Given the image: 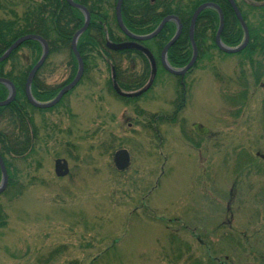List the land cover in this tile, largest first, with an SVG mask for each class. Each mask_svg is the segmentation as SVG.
Listing matches in <instances>:
<instances>
[{
  "label": "rangeland",
  "instance_id": "374dc122",
  "mask_svg": "<svg viewBox=\"0 0 264 264\" xmlns=\"http://www.w3.org/2000/svg\"><path fill=\"white\" fill-rule=\"evenodd\" d=\"M239 3L249 24L261 27L264 12ZM239 54H199L176 117L172 102L183 91L161 65L152 90L126 102L109 93L110 68L98 58L61 104L32 112L40 138L16 165L24 191L0 196L7 215L0 264H220L226 257L264 264V74L256 83V69ZM72 63L49 55L41 77L60 86ZM157 114L167 118L157 122L158 136L147 129ZM135 115L140 131L125 134L123 116ZM119 149L131 153L124 172L113 161ZM59 159L68 162L65 177L55 173ZM232 234L259 246L238 248Z\"/></svg>",
  "mask_w": 264,
  "mask_h": 264
},
{
  "label": "trees",
  "instance_id": "16d2710c",
  "mask_svg": "<svg viewBox=\"0 0 264 264\" xmlns=\"http://www.w3.org/2000/svg\"><path fill=\"white\" fill-rule=\"evenodd\" d=\"M217 1L155 0L151 2L150 0H124L122 18L125 27L130 33L137 36H146L153 33L164 18L168 16L177 17L182 22L183 30L180 38L170 48L168 60L174 69H179L186 67L193 55L189 31L190 22L195 11L204 3H218ZM74 2L86 7L91 15L90 26L80 37L77 47L84 61L85 76L89 72L91 61L98 58L109 65V68L117 71V81L121 88L130 89L129 86L133 84L137 88H143L148 79V74L151 72V67L146 57L135 50L112 51L107 47L108 41L121 43L129 40L117 22L116 6L118 0H74ZM8 5L9 7H7ZM0 11L5 14V17H0V57L21 37L37 35L47 41L50 48V56L59 55L60 53L66 54L67 58L73 62L71 68L74 74L77 73L78 62L72 52L71 43L75 33L84 25L85 18L80 10L71 7L66 0H0ZM224 14L228 22L232 18L234 23H225L222 42L228 47H238L244 40V31L232 10L229 8L224 9ZM242 15L249 29L250 40L247 47L239 55H244V59L250 60L251 64H253L256 69L254 80L257 83L264 74V23L261 27L255 28L249 24L243 11ZM218 29L219 15L217 11L212 8L204 10L198 17L194 33V40L199 54H203L206 50L218 48L215 41ZM176 32L177 24L168 23L156 39L142 42L145 47L157 55L159 66L161 51L173 39ZM22 51L26 52L23 54L21 53ZM42 51V46L39 42L28 41L14 51L8 60L0 63V77L10 80L17 92L16 98L11 105L0 107V155L8 171V185L0 196L18 197L23 193L24 186L20 184L19 170L16 165L18 161L33 155L40 138L39 129L34 121L32 112L52 110L33 107L28 102L25 93L28 75L40 60ZM257 56L258 58H256ZM120 57L127 59L128 63H130L127 69H130V67L137 68V60L144 63L142 68H146L145 72L133 77L139 78L137 81H133L131 78H124L125 75L128 78L130 73L122 71L124 65L121 59L118 60ZM40 75L41 71L33 81L32 94L38 102L47 103L56 97L61 88L46 85L44 80L40 79ZM74 77L75 75H73ZM8 96V88L0 84V102L5 101ZM242 99L241 97L239 98L240 101ZM176 109L174 117L180 114L183 107H177ZM166 121L167 118L158 114L152 120L157 127L159 125L157 122L166 123ZM155 133L157 136L159 135L158 131ZM1 179L0 170V183ZM236 181L230 191V201L227 206L230 219H227L225 224L228 228H232L234 219L233 203L237 197L238 176ZM254 195V198L257 199L258 193ZM261 196L262 200L259 198L258 200L263 208L264 194H261ZM6 224L7 215L0 205V227H4ZM240 237H242L243 241L239 239V235L232 234L230 238L232 242L237 244L236 247L238 248H242L240 244L242 242H245L246 245L249 244V248H247L249 252L259 246V243H252L253 240L247 239L246 235H240ZM210 259L215 261L212 257ZM216 260L220 264H233L228 257L224 259V262H221L220 259ZM258 260L264 263L262 255L258 256Z\"/></svg>",
  "mask_w": 264,
  "mask_h": 264
},
{
  "label": "water",
  "instance_id": "95a60500",
  "mask_svg": "<svg viewBox=\"0 0 264 264\" xmlns=\"http://www.w3.org/2000/svg\"><path fill=\"white\" fill-rule=\"evenodd\" d=\"M67 1L71 6L77 8L83 12V14L85 16V23H84L83 27L75 33V35L73 36V39H72V43H71L72 51H73V53H74V55L78 61V65H79L78 74L75 77V79L59 93V95L57 96V98L55 100H53L52 102H49V103H40L34 99V97L32 95V89H31L33 78L37 74V72L40 70V68L43 66L44 62L46 61V59L48 57L49 51H50L49 45H48L46 40H44L42 37L37 36V35H27V36L21 37L20 39L15 41L9 47V49L0 57V63L8 60V58L12 55V53L14 51L19 49V47H21L25 42H28V41H37L41 44V46L43 48V55H42L41 59L39 60V62L31 70V72L28 76L27 82H26V87H25L26 97H27L29 103L38 109H49V108H53L54 106H56L66 93H68L71 89H73L74 87H76L79 84V82L81 81L83 74H84V62H83L81 55L78 52L77 47H78V41H79L80 37L88 30V28L90 26L91 15H90V13L86 7L75 3L73 0H67ZM123 1L124 0H118L117 7H116V17H117V22H118L120 29L125 33V35L129 39H131V41L125 42V43H119V44L112 43V42L108 41L107 47L112 51L136 50V51L142 52L151 61V64L153 67V74H155L156 73V60H155L153 54L147 48L143 47L140 44V42L148 41V40H151V39L157 37L162 32V30L164 29L166 24H168V22L175 21L177 24V32H176L174 38L165 46V48L162 52V64H163L164 68H166L168 70V72H170L173 75H176V76L185 75L195 65L197 58H198V48H197V45L194 41V28H195L196 21H197L199 15L201 14V12L204 11L205 9H207L209 7H213V8L218 9V7L216 5H213V4H204L196 10L195 14L193 15L192 23H191V27H190V39H191L192 47H193V57H192L190 63L185 68L180 69V70H176L169 65L168 60H167V54H168L170 48L177 42V40L180 38V36L182 34L183 26H182V23H180V20L174 16H169V17H166L162 21V23L159 25V27L152 34L146 35V36L134 35V34L130 33L128 31V29L125 27L123 19H122ZM229 1L231 2L232 6H233V9L236 13L238 21H239V23H240V25L244 31V34H245L244 41L240 46L235 47V48H231V47L226 46L222 42V39H221V35H222L223 29H224V23H220V27H219L218 33L216 35V45L224 53L237 54V53L242 52L247 47L249 40H250V34H249L248 27H247L245 21L243 20V17L241 15L239 9L237 8L236 4L232 0H229ZM221 18H222V13H221ZM0 84H3L4 86H6L9 90L8 98L5 101L0 102V107H6V106L11 105L14 102V100L16 98V88H15L14 84L6 78L0 77ZM113 161H114V165L118 171L123 172V171L127 170L131 164V157H130L128 150L122 149V150L117 151L114 154ZM0 170H1V174H2V180H1V184H0V195H1L6 190L7 185H8V172H7L6 165H5L4 160H3L1 155H0ZM69 172H70L69 171V165H68V162L66 160H60L59 159L55 162V173L58 177H65L69 174Z\"/></svg>",
  "mask_w": 264,
  "mask_h": 264
},
{
  "label": "flooded vegetation",
  "instance_id": "af4514ba",
  "mask_svg": "<svg viewBox=\"0 0 264 264\" xmlns=\"http://www.w3.org/2000/svg\"><path fill=\"white\" fill-rule=\"evenodd\" d=\"M31 1H39V0H31ZM67 1V0H66ZM74 1V0H73ZM151 2H154L155 0H150ZM235 4H236V6H237V8L240 10V12H241V14H242V7H241V5H240V3H239V0H232ZM243 3H248V6L252 9V10H262V11H264V0L263 1H259V0H241ZM218 3H204V4H213V5H216L217 7H218V9H216V8H213V7H209V8H212V9H214V10H216L217 11V13H218V15H219V27H220V23H224V26H225V23H234V20L231 18L230 19V21L228 22V20H226V16H225V14H224V9H227V8H229L230 10H232L233 11V13H234V15H235V17H236V19L238 20V18H237V16H236V13H235V11H234V9H233V6H232V4H231V2L229 1V0H218L217 1ZM67 3H68V1H67ZM69 4V3H68ZM203 4V5H204ZM70 5V4H69ZM71 6V5H70ZM202 6V5H201ZM240 6V7H239ZM71 7H73V6H71ZM73 8H75V7H73ZM241 8V9H240ZM75 9H77V8H75ZM208 9V8H207ZM221 13H222V18H221ZM195 14V13H194ZM228 15V14H227ZM243 16V15H242ZM169 17V16H168ZM231 17V16H230ZM193 18V17H192ZM165 19V18H164ZM163 19V20H164ZM162 20V21H163ZM162 21H161V23H162ZM84 22H85V20H84ZM198 22V19H197V21H196V23ZM239 22V21H238ZM168 23H176L175 21H172V22H168ZM180 23H182L181 21H180ZM190 23H192V20H191V22ZM190 27H191V25H190ZM195 27H196V24H195ZM224 30V29H223ZM189 33H190V31H189ZM194 33H195V28H194ZM223 33V32H222ZM129 39V38H128ZM153 39H156V37L155 38H153ZM152 40V39H151ZM127 41H130V40H127ZM127 41H124V42H127ZM148 41H150V40H148ZM195 41V40H194ZM190 42H191V39H190ZM143 47H145L143 44H142V42L140 43ZM191 44H192V42H191ZM145 48H147V47H145ZM165 48V47H164ZM164 48H163V50H164ZM148 49V48H147ZM192 49H193V47H192ZM163 50L161 51V54H160V65H161V67H162V69L165 71V72H167L168 74H170V75H172V76H174L176 79H178V82H179V86L181 87V89H182V91H183V97L179 100V99H177V100H174L172 103V107H174V105L175 106H177V107H185V104H186V92H187V88H186V83H188L187 82V77H188V75L191 73V71H192V69H193V67L195 66H193L185 75H183V76H176V75H173V74H171L170 72H168V70L166 69V68H164V66H163V64H162V52H163ZM139 53H141V54H143L142 52H139ZM151 53L153 54V56H154V58H155V60H156V73H157V71H158V67H159V63H158V57H156L157 55L155 54V53H153L152 51H151ZM224 53V52H223ZM227 54V53H226ZM239 54V53H238ZM42 55H43V51H42ZM49 55H50V51H49V54H48V57H49ZM145 57H146V59L148 60V63L150 64V73L148 74V79L146 80V84H145V86L143 87V88H137L136 87V85L135 84H133V85H131V86H129L130 87V89H124V88H121L120 86H119V84H118V81H117V71L115 70V69H113V68H110V77H109V82H108V91H109V93L111 94V95H113V96H115L116 98H119V99H121V100H123V101H126V102H128V101H131V102H134V101H139L140 99H142L146 94H148L151 90H152V87H153V85H154V83H155V75L153 74V67H152V64H151V61L148 59V57L145 55V54H143ZM228 55H237V54H228ZM42 57V56H41ZM48 57H47V59H48ZM192 57H193V55H192ZM192 57H191V59H192ZM198 57H199V52H198ZM167 58H168V54H167ZM41 59V58H40ZM47 59H46V61L44 62V64H43V66L40 68V70L37 72V74L41 71H43V69H44V67H45V65L47 64ZM122 60V64L124 65V64H130V63H128V60L127 59H125V58H123V57H120V58H118V60ZM77 60V59H76ZM197 60H198V58H197ZM78 62V61H77ZM141 64H139V66H138V64H136L138 67L137 68H135V67H130V69H127V68H122V71H128L130 74H129V76H131V77H129L128 76V78H127V76L125 75V77L124 78H126V79H129V78H131V80H133V81H137L139 78H133L134 76H139V74H142V73H144L145 72V70H146V68H142V66L144 65V63L141 61L140 62ZM168 63H169V60H168ZM196 63H197V61H196ZM195 63V64H196ZM169 65H171L170 63H169ZM34 68V67H33ZM180 69H183V68H179V69H177V70H180ZM85 71V70H84ZM121 71V72H122ZM31 72V71H30ZM155 73V74H156ZM30 74V73H29ZM37 74L34 76V78H33V81H34V79H35V77L37 76ZM77 74H78V71H77V73L76 74H74V71L72 70L71 71V75L69 76V78L65 81V82H63L60 86H57V87H60L61 89H60V91L58 92V94L56 95V97L53 99V100H55L56 98H57V96L59 95V93L66 87V86H68L74 79H75V77L77 76ZM42 75V74H41ZM41 75H40V77H41ZM73 75H75V77L73 78ZM123 75H124V73H123ZM29 76V75H28ZM83 76H84V74H83ZM83 78V77H82ZM28 79V78H27ZM42 81H43V78L41 77L40 78ZM82 80V79H81ZM33 81H32V84H33ZM46 85H48L47 83H46ZM48 86H50V85H48ZM51 87H54V88H57L56 86H51ZM77 87V86H76ZM76 87H74L73 89H71L68 93H66L63 97H62V99L59 101V103L57 104V105H59V104H61L62 102H63V100L68 96V95H70V93L76 88ZM53 100H51V101H49V102H52ZM48 103V102H47ZM56 105V106H57ZM56 106H54V107H56ZM139 106V105H138ZM138 116H136L135 115V117L134 118H130V117H126V116H123V119L125 120V121H123V123L125 124V125H127L128 127V129H125L124 130V132H125V134H129L130 132H132V131H137V129L139 130L140 128H139V126H138V118H137ZM199 127H201L200 125H199ZM194 128V127H193ZM147 129H151V131H154V132H157V126L156 125H154L153 124V122L152 121H150V124L147 126ZM140 131V130H139ZM197 133V132H196ZM131 154V153H130Z\"/></svg>",
  "mask_w": 264,
  "mask_h": 264
}]
</instances>
